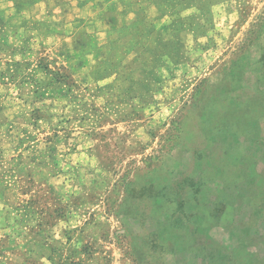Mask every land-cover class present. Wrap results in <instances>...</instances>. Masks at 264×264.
Returning <instances> with one entry per match:
<instances>
[{"label": "rangeland", "instance_id": "1", "mask_svg": "<svg viewBox=\"0 0 264 264\" xmlns=\"http://www.w3.org/2000/svg\"><path fill=\"white\" fill-rule=\"evenodd\" d=\"M114 1L0 0V264H264V0L184 32L150 108L73 53Z\"/></svg>", "mask_w": 264, "mask_h": 264}, {"label": "crops", "instance_id": "2", "mask_svg": "<svg viewBox=\"0 0 264 264\" xmlns=\"http://www.w3.org/2000/svg\"><path fill=\"white\" fill-rule=\"evenodd\" d=\"M227 1L119 0L104 3L98 7V16L105 26L104 41L101 42L92 34L87 40L83 37L82 44L87 43V47L82 45L81 52L74 50L73 53L84 56L81 66L82 74H97L99 82L105 81L109 76L120 75L123 83L122 90H128V93L131 92L130 84L134 83L136 76L143 78L144 81L140 78L137 81L139 92H135L134 103L141 108H150L154 105L151 103L155 102V97L162 85L159 73H168L159 71L158 68L163 65L165 59L179 61L185 58L184 32H187V35L202 37L203 16L210 20L209 29L204 34L208 40L216 24L212 21L213 8ZM72 41L75 42V40ZM259 42L260 40H257V43ZM256 55L257 51L254 47L248 50V57L253 59ZM184 67V65L180 66L181 69ZM180 68L179 72L184 73ZM150 82L154 87L150 88L147 96L145 85ZM248 89L249 86L246 84L243 90ZM132 90L135 91V88ZM239 111L233 116V121L242 123L241 127H236V131L241 130L243 135L235 134L233 138L236 140L245 138L244 132L248 129L244 127L250 121L248 116L243 114V108L241 114ZM140 119L129 118L125 121L130 124ZM246 138L248 140L249 135ZM232 245L229 243L225 248L229 253L234 251Z\"/></svg>", "mask_w": 264, "mask_h": 264}, {"label": "trees", "instance_id": "3", "mask_svg": "<svg viewBox=\"0 0 264 264\" xmlns=\"http://www.w3.org/2000/svg\"><path fill=\"white\" fill-rule=\"evenodd\" d=\"M148 92H149V91H147V93H146V91H145V94H146L147 96H148Z\"/></svg>", "mask_w": 264, "mask_h": 264}]
</instances>
